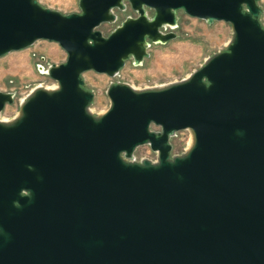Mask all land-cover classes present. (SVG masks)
Instances as JSON below:
<instances>
[{"label":"water","instance_id":"obj_1","mask_svg":"<svg viewBox=\"0 0 264 264\" xmlns=\"http://www.w3.org/2000/svg\"><path fill=\"white\" fill-rule=\"evenodd\" d=\"M258 1L79 0L64 14L0 0V56L39 40L67 55L39 66L55 87H36L0 119V264H264ZM127 6L136 16L104 35L99 26ZM178 11L230 24L226 49L179 81L112 82L108 108L93 114L83 73L141 65L150 43L176 37ZM13 101L0 91V114ZM182 130L192 142L172 154ZM144 145L155 160L133 159Z\"/></svg>","mask_w":264,"mask_h":264},{"label":"rangeland","instance_id":"obj_2","mask_svg":"<svg viewBox=\"0 0 264 264\" xmlns=\"http://www.w3.org/2000/svg\"><path fill=\"white\" fill-rule=\"evenodd\" d=\"M37 1L43 7L64 14L79 12V0ZM258 5L262 9L259 22L264 27V0H259ZM115 14L114 22L99 26L98 29L104 35L109 34L127 17L136 16L130 6L124 11L116 10ZM177 19L178 25L172 30L176 37L166 43H150L149 56L144 58L141 65H134L133 60L128 59L121 73L111 77L94 71L83 73L85 88L95 94L90 107L93 114L103 113L108 108L106 89L110 83L124 82L141 89L182 80L199 68L208 57L224 51L232 38L231 26L226 22L214 21L208 24L205 20L190 17L183 11L177 12ZM66 56V52L56 42L47 40H39L27 48L0 56V91L14 93L13 103L4 107L0 119L9 120L16 116L21 101L36 87H55L56 82L47 74L41 73L39 66L45 70L51 64L64 62ZM190 137L188 130L177 132L171 138L172 154L185 152L189 147ZM154 154L148 145L140 146L134 152L137 159H152Z\"/></svg>","mask_w":264,"mask_h":264},{"label":"built area","instance_id":"obj_3","mask_svg":"<svg viewBox=\"0 0 264 264\" xmlns=\"http://www.w3.org/2000/svg\"><path fill=\"white\" fill-rule=\"evenodd\" d=\"M263 27V26H262ZM264 28V27H263ZM122 70V69H121ZM121 70H119L114 76H117V75H119L120 73H121ZM154 152V151H153ZM155 154H154V157L151 159V160H155L156 159V152H154ZM134 156V160H137V161H139V160H141L142 158H146V157H142V158H139V159H137L136 157H135V155H133Z\"/></svg>","mask_w":264,"mask_h":264},{"label":"bare ground","instance_id":"obj_4","mask_svg":"<svg viewBox=\"0 0 264 264\" xmlns=\"http://www.w3.org/2000/svg\"><path fill=\"white\" fill-rule=\"evenodd\" d=\"M191 142H192V135H191L189 143H188L189 146H190Z\"/></svg>","mask_w":264,"mask_h":264},{"label":"flooded vegetation","instance_id":"obj_5","mask_svg":"<svg viewBox=\"0 0 264 264\" xmlns=\"http://www.w3.org/2000/svg\"><path fill=\"white\" fill-rule=\"evenodd\" d=\"M27 193H28L27 191H26V192H25V191H22V194H23V195H25V194H27Z\"/></svg>","mask_w":264,"mask_h":264}]
</instances>
